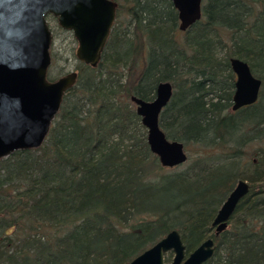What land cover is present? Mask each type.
<instances>
[{
    "label": "trees",
    "instance_id": "trees-1",
    "mask_svg": "<svg viewBox=\"0 0 264 264\" xmlns=\"http://www.w3.org/2000/svg\"><path fill=\"white\" fill-rule=\"evenodd\" d=\"M114 1L101 60L80 62L42 145L0 160V264H126L172 229L186 255L214 239L205 264H264V145L252 175L239 171L245 147L264 140V0H203L185 31L171 0ZM231 57L262 82L235 112ZM160 81L174 88L160 126L193 149L168 171L131 101L152 99ZM238 179L250 190L215 236Z\"/></svg>",
    "mask_w": 264,
    "mask_h": 264
},
{
    "label": "water",
    "instance_id": "water-1",
    "mask_svg": "<svg viewBox=\"0 0 264 264\" xmlns=\"http://www.w3.org/2000/svg\"><path fill=\"white\" fill-rule=\"evenodd\" d=\"M203 0H171L177 11L178 27L185 31L202 17ZM114 0H0V160L18 150L42 145L59 112L67 90L76 82L77 71L54 80L47 77L51 63L52 33L49 15L64 30L71 31L78 61L96 67L116 18ZM236 76L232 110L251 105L258 99L261 80L249 64L237 57L229 59ZM173 93L170 81H160L150 100L131 96L136 114L146 129L150 152L163 168L184 164L188 154L181 141L170 139L160 126V114ZM250 184L238 179L218 208L212 226L215 234L227 228L239 201ZM205 264L214 254L212 238L204 239L186 255L180 233L172 229L126 264Z\"/></svg>",
    "mask_w": 264,
    "mask_h": 264
},
{
    "label": "rangeland",
    "instance_id": "rangeland-1",
    "mask_svg": "<svg viewBox=\"0 0 264 264\" xmlns=\"http://www.w3.org/2000/svg\"><path fill=\"white\" fill-rule=\"evenodd\" d=\"M47 22L52 33V42L50 45L51 63L48 69V75L52 80H54L67 72L77 71L80 61H78L75 56L77 41L75 40L72 32L59 27L57 21L50 15L47 17ZM223 52L224 51L220 49L218 50L217 55L222 56ZM132 106L135 109L134 103H132ZM263 145L264 140L260 138V140H254L245 147V154L242 158L243 163L241 164L239 171L244 172L246 177L252 175L253 165L256 163L259 157L258 153L255 154V151ZM185 149L188 155L193 153L192 146L188 145ZM163 169L165 171L170 170L169 168Z\"/></svg>",
    "mask_w": 264,
    "mask_h": 264
},
{
    "label": "flooded vegetation",
    "instance_id": "flooded-vegetation-1",
    "mask_svg": "<svg viewBox=\"0 0 264 264\" xmlns=\"http://www.w3.org/2000/svg\"><path fill=\"white\" fill-rule=\"evenodd\" d=\"M234 76H235V74H234ZM235 79H236V76H235ZM235 79H234V83H235ZM233 93H234V89H233ZM173 96H174V88H173V93H172V96H171V98H170V100H169V102H168V104L163 108V110H162V112L170 105V103L171 102H173L172 100H173ZM232 98H233V94H232ZM254 104V103H253ZM232 105H233V99H231V107H232ZM249 106V105H248ZM231 107H230V110H231ZM241 109V108H240ZM232 111V110H231ZM238 111V110H237ZM161 112V113H162ZM233 112H235V111H233ZM161 115V114H160ZM186 150V149H185ZM187 160H188V157H187ZM186 160V161H187ZM186 163V162H185ZM183 165V164H182ZM181 166V165H180ZM178 167V166H177ZM171 169V168H170ZM244 180H246V179H244ZM237 182V181H236ZM236 184V183H235ZM250 184V183H249ZM232 217V216H231ZM231 217H230V219H231ZM214 219V218H213ZM230 219L228 220V222H227V228H228V223H229V221H230ZM212 225V224H211ZM213 227V226H212ZM226 228V229H227ZM213 230H214V234H215V227H213ZM221 233V232H220ZM218 235V234H217ZM216 234H215V236H217ZM209 238H211V237H209ZM213 239V238H212ZM213 241H214V239H213ZM214 245H215V248H216V244H215V242H214ZM171 252V251H170Z\"/></svg>",
    "mask_w": 264,
    "mask_h": 264
},
{
    "label": "bare ground",
    "instance_id": "bare-ground-1",
    "mask_svg": "<svg viewBox=\"0 0 264 264\" xmlns=\"http://www.w3.org/2000/svg\"><path fill=\"white\" fill-rule=\"evenodd\" d=\"M232 70V69H231ZM258 78V77H257ZM261 80V79H260ZM259 96V95H258ZM248 106V105H247ZM244 107V106H243ZM232 110V109H231ZM232 111H235V110H232ZM249 190H250V187H249ZM249 192V191H248ZM247 195V194H246Z\"/></svg>",
    "mask_w": 264,
    "mask_h": 264
}]
</instances>
